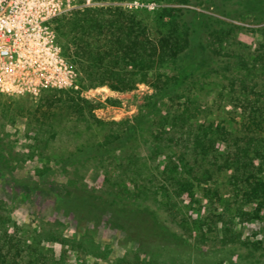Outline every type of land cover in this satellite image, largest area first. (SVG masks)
<instances>
[{
	"label": "rangeland",
	"instance_id": "obj_1",
	"mask_svg": "<svg viewBox=\"0 0 264 264\" xmlns=\"http://www.w3.org/2000/svg\"><path fill=\"white\" fill-rule=\"evenodd\" d=\"M243 2L218 0L219 5H215L213 0H193L184 4L159 0H74L73 10L53 20L56 46L67 64L72 66L77 89L46 90L35 98L0 96V134L7 143L0 159H8V164L0 173V214L8 219V237L12 241L19 237L24 240L21 247L24 256H34L35 263H43L45 257L51 256L50 264H137L135 253L144 257L149 251L147 247H159L167 257L178 260L175 264H215L218 259L231 258L233 253L228 251L220 253L211 249L201 252L197 248L194 238L199 228L194 220L200 216L214 222L219 217L234 216V229L251 239H262L264 216L259 219L244 216L243 210H251L253 206L239 202L235 196L228 197L226 174L210 175L200 162L193 171V197L180 200L170 195L177 208L191 216H188L190 230L187 232L176 220L164 214L160 216L162 221L166 219L165 224L155 220V213L109 221L115 209H105L100 203V193L106 190V185L102 186L103 179H97L99 165L91 162L65 169L62 166V162L77 147L88 142H101L109 130L136 124L140 119V134L144 138L168 130L159 129L154 110L149 108L155 101L159 109H164L167 97L158 93L150 81H142L146 79L127 69L124 75L132 85L129 89L116 91L88 78L90 48H98L108 39L118 37V29L122 26L127 28L133 42L138 40L135 26H131L133 19H141L145 26L138 35L139 40L148 47L158 45V41L166 35L159 26L161 12L169 7H184L211 17L207 19V25L218 19L242 28L236 39L239 49L243 54H254L262 41L258 32L264 28V17L257 18L256 13L241 7ZM119 10L126 12L127 16L124 17ZM244 10L245 13L239 15ZM221 11L225 15H220ZM91 18L97 20V28L93 30L87 27ZM160 68L164 77L170 79L173 74L170 65L163 63ZM194 78L205 82L210 101L221 96L223 90L220 88L225 82L221 72L213 73L205 67ZM47 91L50 92L45 93ZM222 94V110L216 111V115L227 122L236 115H232V108ZM237 107L240 108L238 104ZM154 148L151 143L143 146L136 151L133 161L146 162ZM165 156L163 149L155 154L159 170ZM130 158L129 152L118 151L106 159L108 168L105 171L114 173L112 160H117L116 165L122 160L126 163ZM44 166L51 171L43 176ZM100 171L103 172L102 169ZM262 175L264 177V172ZM74 192L93 199V207L86 209L69 205L67 200ZM214 192L219 194H212ZM171 201L168 200V203ZM238 209L242 210L237 213L241 217L233 214ZM133 221L153 222L158 229H162L163 235H136L133 230L130 231ZM51 229L61 234L57 242L41 236V230ZM140 242L146 248L138 249ZM167 257L163 256L161 260H168ZM232 260L235 262L236 258L233 256Z\"/></svg>",
	"mask_w": 264,
	"mask_h": 264
},
{
	"label": "trees",
	"instance_id": "obj_2",
	"mask_svg": "<svg viewBox=\"0 0 264 264\" xmlns=\"http://www.w3.org/2000/svg\"><path fill=\"white\" fill-rule=\"evenodd\" d=\"M159 1L184 4L193 0ZM213 1L219 5L218 0ZM240 6L256 13L257 18L264 17V0H244ZM119 11L127 16L126 12ZM161 13L159 26L166 35L158 41V45L148 47L139 40L138 35L145 26L141 19H133L131 26H135L138 40L133 42L127 28L122 26L118 29V37L108 39L98 48H90L88 78L116 91L131 87L130 80L124 75L127 69L146 79L142 81H150L158 93L167 97L164 109H159L155 101L149 108L154 110L159 129L168 130L144 138L140 134V119L136 124L109 130L101 142H88L77 147L62 162V166L65 169L91 162L99 165L97 179H103L101 184L106 185V190L100 193V203L105 209H115L109 221L150 213L156 214L155 220H161L160 215L164 214L176 220L187 232L191 216L177 208L170 195L180 200L193 197V171L198 162L206 167L210 175L226 174L228 197L235 196L239 202L253 206L251 210H243V215L259 219L264 216V28L258 32L262 41L255 53L243 54L236 42L238 33L242 31L239 26L218 19L207 25L206 21L211 17L184 7H169ZM219 14L225 15L224 11ZM87 27L91 30L97 28L96 18L87 21ZM163 63H168L172 69L170 79L162 74L160 65ZM205 67L213 73L223 74L225 82L220 88L224 91H221V96L225 94L223 97L232 108V115H236L227 122L216 115V111L222 110L221 96L210 101L205 82L194 78ZM149 143L155 146L156 152L149 153L146 162H134L136 151ZM6 147L7 143L0 134V155ZM160 149L165 151L166 156L159 170L155 154ZM118 151L129 152L130 161L124 163L122 160L115 165L117 160H112L114 173L105 171L108 168L106 159ZM7 160L0 159V173L8 164ZM48 171L51 169L44 166L41 173L44 176ZM168 200L171 202L168 203ZM93 202L90 197L80 196L79 192H74L67 200L69 205L86 209L92 208ZM236 211L233 214L241 217L237 213L242 210ZM165 220L163 218L161 222L165 224ZM233 220L234 216L219 217L216 222L206 216L196 217L194 223L198 224L199 232L194 241L197 248L201 252L215 249L220 253H233L231 258L218 259L215 264H264V235L260 240L251 239L234 229ZM7 222L6 216L0 214V264H50L51 256L45 257L43 263L33 262L34 256H24L21 250L24 240L19 237L12 241L8 237L10 226ZM130 224V231L133 230L136 235H163L162 229H158L153 222L133 221ZM41 231V236L52 242L61 237L57 230ZM142 244L140 242L138 249L145 247ZM146 249L149 251L144 257L135 253L137 264H175L178 261L167 257L159 247ZM163 256L168 260H161Z\"/></svg>",
	"mask_w": 264,
	"mask_h": 264
},
{
	"label": "built area",
	"instance_id": "obj_3",
	"mask_svg": "<svg viewBox=\"0 0 264 264\" xmlns=\"http://www.w3.org/2000/svg\"><path fill=\"white\" fill-rule=\"evenodd\" d=\"M74 8V0H0V96L77 89L52 27Z\"/></svg>",
	"mask_w": 264,
	"mask_h": 264
}]
</instances>
